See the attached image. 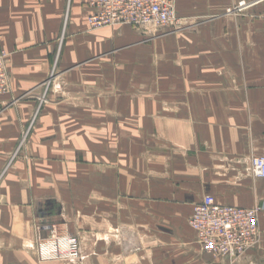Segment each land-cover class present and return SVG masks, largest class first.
<instances>
[{
	"label": "crops",
	"instance_id": "1",
	"mask_svg": "<svg viewBox=\"0 0 264 264\" xmlns=\"http://www.w3.org/2000/svg\"><path fill=\"white\" fill-rule=\"evenodd\" d=\"M86 2L0 0V264H62L36 258L52 228L74 264H264V0H175L178 25L148 32L92 30ZM205 195L259 205V246L199 249Z\"/></svg>",
	"mask_w": 264,
	"mask_h": 264
},
{
	"label": "built area",
	"instance_id": "2",
	"mask_svg": "<svg viewBox=\"0 0 264 264\" xmlns=\"http://www.w3.org/2000/svg\"><path fill=\"white\" fill-rule=\"evenodd\" d=\"M86 6L89 12L86 20L92 30L123 25L148 32L175 28L179 22L175 0H87ZM248 7L247 3L240 1L225 13L237 15ZM8 61L9 54L1 48L0 38V99L10 92ZM250 173L255 179H264L263 156L250 160ZM192 209L188 224L204 253L237 259L259 244L258 214L262 209L259 205L253 208L225 206L205 195ZM35 254L40 263L74 264L82 258L77 237L68 232H57L54 228L46 238H38Z\"/></svg>",
	"mask_w": 264,
	"mask_h": 264
},
{
	"label": "rangeland",
	"instance_id": "3",
	"mask_svg": "<svg viewBox=\"0 0 264 264\" xmlns=\"http://www.w3.org/2000/svg\"><path fill=\"white\" fill-rule=\"evenodd\" d=\"M260 240H261V238H260ZM259 243H260V241H259ZM258 246H259V244L254 249H256ZM254 249H252V250H254Z\"/></svg>",
	"mask_w": 264,
	"mask_h": 264
}]
</instances>
